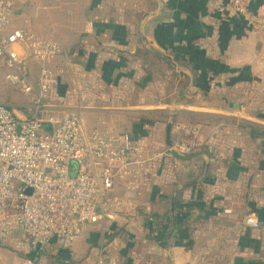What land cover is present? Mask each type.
<instances>
[{
    "label": "crops",
    "instance_id": "obj_1",
    "mask_svg": "<svg viewBox=\"0 0 264 264\" xmlns=\"http://www.w3.org/2000/svg\"><path fill=\"white\" fill-rule=\"evenodd\" d=\"M229 1L17 0L10 30L57 40L68 51L67 75L80 86L60 83L53 98L70 111L81 108L86 131L129 133L160 155L169 150L171 120L173 145L192 148L184 160L160 157L139 192L118 186L115 220L85 227L67 249L45 247L40 264H99L100 256L102 264H210L226 261L233 242L249 258L240 264H262L264 36L233 16ZM246 1L264 15V0ZM152 65L165 69L163 80L141 74ZM166 69L178 74L173 92ZM225 95L246 103L235 109ZM28 101L4 105L24 114ZM213 116L233 122H205ZM248 214L259 231L244 226ZM205 245L213 249L202 256Z\"/></svg>",
    "mask_w": 264,
    "mask_h": 264
},
{
    "label": "built area",
    "instance_id": "obj_2",
    "mask_svg": "<svg viewBox=\"0 0 264 264\" xmlns=\"http://www.w3.org/2000/svg\"><path fill=\"white\" fill-rule=\"evenodd\" d=\"M16 6L0 0V61L5 81L29 101L24 114L0 104V247L14 240L25 257L13 264H40L45 247L67 249L85 227L114 221L116 188L139 192L154 163L173 156L149 155L129 133L86 131L81 108L70 111L53 98L70 68L68 51L57 40L11 31ZM229 10L264 36V15L251 12L246 0H230ZM173 149L192 154L184 144ZM243 223L261 229L253 214Z\"/></svg>",
    "mask_w": 264,
    "mask_h": 264
},
{
    "label": "rangeland",
    "instance_id": "obj_3",
    "mask_svg": "<svg viewBox=\"0 0 264 264\" xmlns=\"http://www.w3.org/2000/svg\"><path fill=\"white\" fill-rule=\"evenodd\" d=\"M94 70L95 69H93V72H94ZM164 72H165V69L163 67H158V66L153 67V65H152V67L144 69L141 72V74H143V76L145 78L152 75L157 80H163V78L165 76ZM166 72H167L166 77L171 80L170 81L171 84L168 86L167 89L169 90V92H173L174 90H176L175 84L178 81V79H177L178 74L174 71H170L169 69H166ZM67 74H68V72L63 77V81L61 83H62V85H65L68 88V90H75V87L77 86V88H78V86H80V83H77V82L73 83L70 76ZM81 86H83V85L81 84ZM213 90H216V89H213ZM220 97H224L226 102H231L234 105L240 106V107H238V110H239V108H241V106H244L246 103V102L241 101L242 102V104H241L239 102V99L234 98V96H230V98L228 100L226 99V95L220 96ZM209 99H213V98H209ZM213 101L217 102V103L220 102V100H218L217 98H214ZM24 102H26V97L22 93H20V91L17 88H15V87L11 86L9 83H7L3 76H0V104H3V105L8 104V105H14L15 106V105L23 104ZM249 103H251V102L249 101ZM86 106H92L93 107L94 106L93 99L91 100L89 98L87 103H86ZM238 115H242V114L240 113ZM205 122H209V123H213V124L217 125V124H223V123H231L233 121L227 122L226 119L219 118V116H213V117H207V120H205ZM230 125H232V124H230ZM235 127H237V125ZM227 145L229 146L228 143H227ZM236 155H238L237 149H236ZM212 249L213 248H210V246H208V245L200 246V247L198 246V251L200 254L202 253L201 254L202 256H207L208 251L210 252ZM215 249H216V250H214L215 252L216 251L220 252V250H221L220 244H217L215 246ZM24 257H25V254L23 252L22 253L18 252L15 249V241L14 240H10L7 243H5L3 246L0 247V264H13L14 262H16V261H18ZM245 258L249 259V258H247L245 256L243 257V256H241V254H239L238 247L236 246L235 242H233L231 244L226 243V261L215 260V261H208V262H210V264H240L241 262L245 263V261L243 260ZM241 260H243V261H241ZM206 261H207V259L204 258V260H203L204 264H206ZM256 261L264 264V257H263V261L259 260V259Z\"/></svg>",
    "mask_w": 264,
    "mask_h": 264
},
{
    "label": "water",
    "instance_id": "obj_4",
    "mask_svg": "<svg viewBox=\"0 0 264 264\" xmlns=\"http://www.w3.org/2000/svg\"><path fill=\"white\" fill-rule=\"evenodd\" d=\"M184 70V69H183ZM184 71H186V70H184ZM188 74H189V72L188 71H186ZM234 107H235V109H238V105H234ZM172 119V118H171ZM171 130H172V122H171V120H170V122L168 123V125H167V128H166V146L168 147V149L170 150V152H171V154L175 157V158H177V159H181V160H184V159H186L187 157L186 156H184V155H182V154H180L178 151H176L175 149H173V143H172V139H171ZM175 196L176 195H174V197H173V199H172V207H173V205H174V200H175Z\"/></svg>",
    "mask_w": 264,
    "mask_h": 264
},
{
    "label": "trees",
    "instance_id": "obj_5",
    "mask_svg": "<svg viewBox=\"0 0 264 264\" xmlns=\"http://www.w3.org/2000/svg\"><path fill=\"white\" fill-rule=\"evenodd\" d=\"M174 211H175V208H174ZM174 211L172 212V222H173V224L176 223V218H175V216H174Z\"/></svg>",
    "mask_w": 264,
    "mask_h": 264
}]
</instances>
